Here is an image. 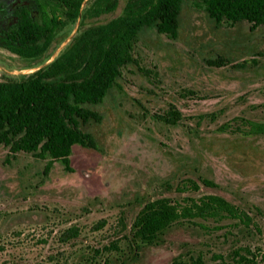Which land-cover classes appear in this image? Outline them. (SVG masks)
Listing matches in <instances>:
<instances>
[{"label":"rangeland","instance_id":"1","mask_svg":"<svg viewBox=\"0 0 264 264\" xmlns=\"http://www.w3.org/2000/svg\"><path fill=\"white\" fill-rule=\"evenodd\" d=\"M28 1L0 0V29ZM77 24L37 59L0 42V79L50 61ZM217 56L228 62L206 63ZM132 58L101 102L85 104L101 119L81 123L94 145L74 144L69 169L55 160L44 173L48 157L0 143V264H237L247 250L264 264V23L215 25L185 0L177 37L144 27ZM162 200L176 215L144 238L138 217Z\"/></svg>","mask_w":264,"mask_h":264},{"label":"trees","instance_id":"2","mask_svg":"<svg viewBox=\"0 0 264 264\" xmlns=\"http://www.w3.org/2000/svg\"><path fill=\"white\" fill-rule=\"evenodd\" d=\"M184 1L126 0L117 16L95 25H86V19L112 11L117 0H29L17 5L12 23L0 29V42L22 57H41L61 30L69 34L78 24L50 61L19 77L0 79V143L12 154L23 151L40 159L48 157L44 173L55 160L69 169L74 144L94 145L93 136L81 128V123L101 119L85 104L103 100L119 66L132 61L134 43L144 27L177 37ZM55 4L65 7L63 17L53 12L51 5ZM195 4L203 7L215 25L246 20L253 29L264 23V0H195ZM226 62L222 56L206 59L209 65ZM176 119L167 121L174 123ZM203 203L217 208L225 202L209 197ZM175 215L164 200L147 205L138 217L137 231L150 239ZM235 253L237 264L256 261L250 250L246 255ZM173 264L206 263L198 256Z\"/></svg>","mask_w":264,"mask_h":264}]
</instances>
